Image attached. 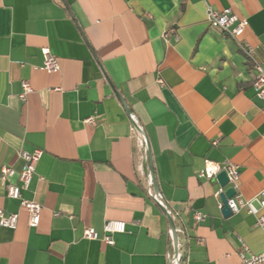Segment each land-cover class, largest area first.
Instances as JSON below:
<instances>
[{
	"label": "crops",
	"instance_id": "obj_1",
	"mask_svg": "<svg viewBox=\"0 0 264 264\" xmlns=\"http://www.w3.org/2000/svg\"><path fill=\"white\" fill-rule=\"evenodd\" d=\"M208 3L245 17L240 40L264 59V0ZM205 11L204 0H0V177L22 167L20 149L42 150L21 191L42 207L37 225L0 180V208L17 214L13 229L0 225V264H168L146 142L158 197L182 229L181 264H240L242 243L264 250L255 216H225L217 180L197 176L206 159L231 161L241 197L264 188V98L239 41ZM43 47L57 71L42 68ZM107 220L125 223L113 244L83 237L85 227L101 237Z\"/></svg>",
	"mask_w": 264,
	"mask_h": 264
},
{
	"label": "built area",
	"instance_id": "obj_2",
	"mask_svg": "<svg viewBox=\"0 0 264 264\" xmlns=\"http://www.w3.org/2000/svg\"><path fill=\"white\" fill-rule=\"evenodd\" d=\"M206 5L205 20L209 26L216 28L220 31L226 32L230 36L234 37L240 43V49L245 55L246 59L252 64V69L254 71V78L252 80V88L257 97L264 98V59L260 60L254 48L247 42L240 40L245 27L247 26V20L245 17H240L234 13L230 8H224L221 10L213 9L208 0H204ZM173 29H169L164 33L166 37ZM43 55L42 68L48 72L57 71L59 69V63L56 56L51 53L48 47H43L41 49ZM157 82L162 84V79L157 78ZM32 91V88L27 80L21 81V92L18 94L19 98L23 101L26 96ZM264 113V107L262 108ZM91 119V118H90ZM130 119L133 123L132 130L135 132L139 131L136 129L135 118L130 115ZM139 143L144 144L145 139L143 136L138 134ZM218 139L212 140V144L216 145ZM42 154L40 148H34L30 151L20 149L18 151L19 157L23 160L22 167L16 171L11 166H2L1 168V183L3 184L6 196L9 198H14L19 201V204L23 206L28 215V224L30 226H35L39 222L41 205L34 201L26 199L22 196L21 191L25 189L32 178L35 171L36 164ZM210 166L218 168V171L209 175L208 169ZM225 171L227 175V183L224 187H219L215 192V196L218 198V206L221 208L223 203L220 199V194L228 187H232L236 190V193L231 198H228L226 204L230 209L231 213L238 212L241 208H245L249 213L255 216V225L258 226L264 233V188L259 191V193L249 199H244L240 194L237 193L238 181L240 177V170L236 164L231 161H224L219 163L216 161L206 159L204 161L203 167L197 171V176L206 179H215L216 175L221 171ZM16 175V180L14 182L9 181V178ZM151 180L148 181V193L157 201L161 206H166L165 203L154 194L151 189ZM234 204L235 207L231 205ZM171 212V211H170ZM172 214V213H171ZM72 217V215H70ZM173 219L175 215L172 214ZM206 217V214L201 211H194L193 219L195 221H201ZM17 222L16 213H5L3 209L0 208V225L14 228ZM125 229L124 221L120 220H107L103 224V235L99 237V233L92 227H85L83 229V237L87 239H101L106 244H113L114 239L112 237L113 233L123 232ZM176 232H182L181 228L176 226ZM169 235L171 238V231L169 230ZM172 239V238H171ZM179 245V244H178ZM238 257L240 264H264V250L254 253L250 251L243 243L242 249L238 252ZM181 251L178 250L177 253L173 252V242L172 249L168 253V264H181Z\"/></svg>",
	"mask_w": 264,
	"mask_h": 264
},
{
	"label": "water",
	"instance_id": "obj_3",
	"mask_svg": "<svg viewBox=\"0 0 264 264\" xmlns=\"http://www.w3.org/2000/svg\"><path fill=\"white\" fill-rule=\"evenodd\" d=\"M123 102V100H122ZM136 126V129L141 133L143 134V131L142 129L137 125L135 124ZM146 142V141H145ZM146 146H147V151H148V157H149V167H150V180H151V183H152V186H153V192L156 196H158V186H157V182H156V179L154 177V170H153V166H152V159H151V153H150V149H149V146L146 142ZM215 179L217 180V182L219 183V185L221 187H224L228 181L227 179V175L225 173V171L221 170L215 177ZM236 193V190L232 187H228L226 188L221 194H220V199L223 203V206H222V213L225 215V216H228L231 214V211L230 209L228 208L227 204H226V201L228 198H231L232 196H234ZM166 217H167V220H168V224H169V230L171 231V238H172V242H173V252L174 253H177L178 250L180 249L179 248V245H178V234L176 232V225H175V222H174V219L172 217V214L169 210V208L167 206H161Z\"/></svg>",
	"mask_w": 264,
	"mask_h": 264
},
{
	"label": "clouds",
	"instance_id": "obj_4",
	"mask_svg": "<svg viewBox=\"0 0 264 264\" xmlns=\"http://www.w3.org/2000/svg\"><path fill=\"white\" fill-rule=\"evenodd\" d=\"M218 171V168L217 167H214V166H210L209 169H208V172H209V175L211 176L213 173L217 172ZM232 207H235L234 204L231 205Z\"/></svg>",
	"mask_w": 264,
	"mask_h": 264
}]
</instances>
